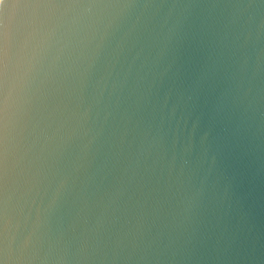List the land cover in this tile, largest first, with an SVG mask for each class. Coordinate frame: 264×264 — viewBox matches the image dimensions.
<instances>
[{"label":"water","instance_id":"water-1","mask_svg":"<svg viewBox=\"0 0 264 264\" xmlns=\"http://www.w3.org/2000/svg\"><path fill=\"white\" fill-rule=\"evenodd\" d=\"M0 5V264H264V0Z\"/></svg>","mask_w":264,"mask_h":264},{"label":"clouds","instance_id":"clouds-1","mask_svg":"<svg viewBox=\"0 0 264 264\" xmlns=\"http://www.w3.org/2000/svg\"><path fill=\"white\" fill-rule=\"evenodd\" d=\"M0 8H3V5H0Z\"/></svg>","mask_w":264,"mask_h":264}]
</instances>
